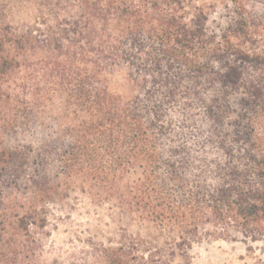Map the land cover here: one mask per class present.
<instances>
[{
  "label": "trees",
  "instance_id": "trees-1",
  "mask_svg": "<svg viewBox=\"0 0 264 264\" xmlns=\"http://www.w3.org/2000/svg\"><path fill=\"white\" fill-rule=\"evenodd\" d=\"M40 2L0 35V231L77 192L137 225L101 264L264 255V0Z\"/></svg>",
  "mask_w": 264,
  "mask_h": 264
},
{
  "label": "rangeland",
  "instance_id": "rangeland-1",
  "mask_svg": "<svg viewBox=\"0 0 264 264\" xmlns=\"http://www.w3.org/2000/svg\"><path fill=\"white\" fill-rule=\"evenodd\" d=\"M43 15L40 0H0V35L41 26ZM28 143L0 135V152ZM37 212L44 220L41 229L22 232L9 225L0 231V264H101L105 252L118 247L125 233L138 232L137 225L124 221L117 210L98 206L77 192L40 205ZM261 247L203 241L194 244L186 258L176 255L169 264H264Z\"/></svg>",
  "mask_w": 264,
  "mask_h": 264
}]
</instances>
